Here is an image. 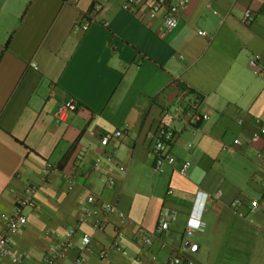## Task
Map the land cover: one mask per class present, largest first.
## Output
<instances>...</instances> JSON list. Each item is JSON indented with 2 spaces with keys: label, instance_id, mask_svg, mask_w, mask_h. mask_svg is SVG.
Returning a JSON list of instances; mask_svg holds the SVG:
<instances>
[{
  "label": "crops",
  "instance_id": "crops-1",
  "mask_svg": "<svg viewBox=\"0 0 264 264\" xmlns=\"http://www.w3.org/2000/svg\"><path fill=\"white\" fill-rule=\"evenodd\" d=\"M94 1L0 0V235L2 215L33 187L28 223L12 239L20 264H46L72 230L57 264H75L86 233V264H264V210H252L264 201V138L252 140L264 122V76L250 65L264 67V0H188L172 32L152 1L128 12L127 0H105L97 14ZM70 98L79 109L60 123L58 108ZM161 126L176 131L178 164L165 173L153 167ZM117 131L120 140L103 143ZM184 161L192 162L186 175ZM47 164L58 169L45 182ZM199 193L211 200L189 237ZM90 198L128 219L101 213L80 223ZM165 208L177 219L155 236ZM114 241L128 255L111 251L101 262Z\"/></svg>",
  "mask_w": 264,
  "mask_h": 264
},
{
  "label": "built area",
  "instance_id": "built-area-1",
  "mask_svg": "<svg viewBox=\"0 0 264 264\" xmlns=\"http://www.w3.org/2000/svg\"><path fill=\"white\" fill-rule=\"evenodd\" d=\"M152 1L151 9L153 13L164 12L163 23L164 28L167 32H172L179 27L180 24V15L188 6V0H176L173 3H170L169 0H127L123 9L125 11L131 12L138 5L146 4ZM105 7V0H95L94 1V13H99L103 11ZM244 22L247 25L252 23V15L250 11H247L244 17ZM90 27V23H85L83 29L87 31ZM199 35L202 37H207L208 34L204 31H200ZM251 67L254 69V73L257 76H264V67L258 64V61L252 60L250 62ZM186 93V92H185ZM79 109V103L76 99L70 98L62 102L58 108L56 117L58 122L65 123L71 114L75 113ZM196 118H194L195 120ZM202 119L207 120L208 117L204 116ZM243 121L240 120V124ZM258 125V130L254 133L252 140L254 142L259 141L264 138V122L261 120L256 121ZM123 137L122 131H117L113 134H106L102 137L104 144H109L114 140H120ZM176 138V131L174 129L168 128L166 126H161L154 135L155 145H154V170L158 173H165L168 168H174L178 164V160L171 151L172 144ZM241 142L237 140L235 144L239 145ZM109 163H115L113 157H109ZM259 161L262 163L264 168V157L259 155ZM192 167L191 161L181 162V165L178 167V171L182 175H186ZM58 167L54 164H47L44 169L43 180L47 182L50 178L51 173L57 170ZM123 176H126L127 171L121 169ZM172 194V192H169ZM36 189L29 187L26 190V196L21 199L16 204V209L12 214L2 215L3 229L0 235V261L3 259H8L13 264H20L24 260V255L17 253L12 245V239L19 231L27 225L28 218L26 216V209L34 205L35 202ZM211 200L210 195L205 193H199L195 202V205L192 209L190 218L188 220L187 235L193 237L194 234L200 230L202 226V217L203 213L206 210L207 202ZM254 212L264 210V201L256 202L252 206ZM101 213L109 215H117L122 220H127L128 217L123 212L119 211L117 207L106 204L98 203L95 199L90 198L88 200V207L84 210L83 215L80 218V223H86L88 218L92 216H99ZM166 220L162 221L158 228L156 229L155 236L165 235L171 225V220L177 219V212L169 208L164 210ZM98 229H102V226L98 224L96 226ZM142 237L147 245H151L152 239L145 230H140ZM76 231L72 230L67 233V241H65L54 253H49L45 257L46 264H57L58 261L63 260L68 251L71 248V240L75 236ZM92 237L90 234H84L81 238V244L79 247L80 253L82 254L79 257L75 264H86L87 259L83 256L85 253L91 250ZM111 251L117 252L123 256H127L128 252L122 247L118 241H114L110 246L103 247L99 253L100 261L105 262L111 253ZM153 260L156 261L157 258L153 257ZM170 264H195L193 261L188 259L174 258L171 260Z\"/></svg>",
  "mask_w": 264,
  "mask_h": 264
},
{
  "label": "trees",
  "instance_id": "trees-1",
  "mask_svg": "<svg viewBox=\"0 0 264 264\" xmlns=\"http://www.w3.org/2000/svg\"><path fill=\"white\" fill-rule=\"evenodd\" d=\"M181 90H183V87L181 88ZM187 90V89H186ZM193 93V91L191 92V94Z\"/></svg>",
  "mask_w": 264,
  "mask_h": 264
}]
</instances>
